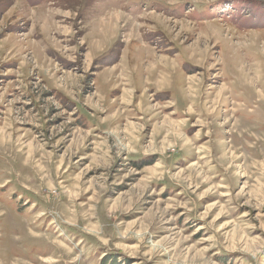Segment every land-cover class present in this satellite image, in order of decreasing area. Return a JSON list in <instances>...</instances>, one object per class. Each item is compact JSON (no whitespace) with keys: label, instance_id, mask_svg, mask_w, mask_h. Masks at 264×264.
<instances>
[{"label":"rangeland","instance_id":"1","mask_svg":"<svg viewBox=\"0 0 264 264\" xmlns=\"http://www.w3.org/2000/svg\"><path fill=\"white\" fill-rule=\"evenodd\" d=\"M0 264H264V0H0Z\"/></svg>","mask_w":264,"mask_h":264},{"label":"crops","instance_id":"2","mask_svg":"<svg viewBox=\"0 0 264 264\" xmlns=\"http://www.w3.org/2000/svg\"><path fill=\"white\" fill-rule=\"evenodd\" d=\"M151 76H153V79H151V84H153L154 86H155V89H156V87H160V85L159 84H157V82L156 83H154V81H155V79H156V77H157V74H155V75H151ZM162 86V85H161ZM149 88H153L154 89V87H149ZM157 91H160V90H158V89H156Z\"/></svg>","mask_w":264,"mask_h":264},{"label":"bare ground","instance_id":"3","mask_svg":"<svg viewBox=\"0 0 264 264\" xmlns=\"http://www.w3.org/2000/svg\"><path fill=\"white\" fill-rule=\"evenodd\" d=\"M149 85H150V86H148V88H149V87H154V88H155V86H154L153 84L150 83ZM156 89H158V90L161 91V90H164L165 88H164L163 86H160V87H156Z\"/></svg>","mask_w":264,"mask_h":264}]
</instances>
